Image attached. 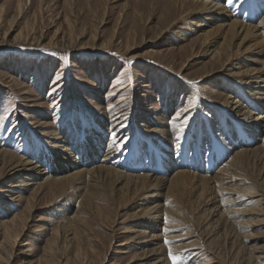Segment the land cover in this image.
Wrapping results in <instances>:
<instances>
[{
    "label": "rangeland",
    "instance_id": "1",
    "mask_svg": "<svg viewBox=\"0 0 264 264\" xmlns=\"http://www.w3.org/2000/svg\"><path fill=\"white\" fill-rule=\"evenodd\" d=\"M234 1L243 6L249 0ZM169 5L170 0H0V146L46 169L38 153V142L50 146L56 136H61L72 145L79 142L83 148L84 141L97 139L96 135L102 133L104 156L129 157L137 145L133 128L139 125L146 133L155 128L139 111L152 116L159 110L167 113L175 137L171 148L175 161L185 159V153L178 149L190 132L198 135L202 150L193 152L194 155L205 160L212 156L214 146L207 133L208 122H216L215 113L224 110L215 83L230 74L229 66L215 64L211 57H205L196 43L197 35L188 31L192 28L189 21H178L182 16H175ZM15 16L19 17L15 20ZM35 35H42V42L33 40ZM204 74L207 77L202 80ZM168 96L178 101L173 109L164 104ZM200 110L204 113L203 125L197 117ZM101 113L108 114L115 128L105 132L97 129L98 122H104L100 120ZM46 122L52 125L45 127ZM217 134L219 138L220 132ZM235 134L231 129L223 140L229 144L237 138ZM140 147L141 158L148 146ZM156 154L154 149L150 158ZM104 156L100 148L91 159L103 160ZM212 164L216 168L220 160L217 165ZM151 166L158 169L160 163L155 159ZM3 187L0 181V223H12V227L9 232L0 228V264H129L135 250L125 245L132 234L122 233L127 212L117 219L118 237L114 239L107 228L87 217L92 232H84L82 240L85 250L95 253L91 263L81 262L76 258L78 244L71 233L66 229L57 233L59 220L55 219L53 206H46V192H40L34 210L29 213L26 201L31 192L14 201L10 193L2 192ZM101 205L115 215L113 210L105 209L106 204ZM262 208L256 207L252 214L248 211L249 214L236 219L235 228L245 247L264 243V211H259ZM41 215L44 224L39 222ZM53 240L55 244L50 243ZM107 241H111L109 249ZM149 246L152 249L156 245L152 242ZM259 252L253 256L257 257ZM201 256L205 263L216 262L205 250ZM169 262L192 263L173 257Z\"/></svg>",
    "mask_w": 264,
    "mask_h": 264
},
{
    "label": "bare ground",
    "instance_id": "2",
    "mask_svg": "<svg viewBox=\"0 0 264 264\" xmlns=\"http://www.w3.org/2000/svg\"><path fill=\"white\" fill-rule=\"evenodd\" d=\"M170 2L175 16H182L178 21H189L192 28L188 31L197 35L196 43L205 52V57H211L215 64L229 66L230 74L215 83L216 95L223 101L220 106L224 110L215 113L216 122L209 123L206 119L207 133L214 146L213 155L207 156L206 160L201 155H194L202 150L198 135L190 132L178 149L185 153V159L175 161L171 149L175 137L170 131L167 113L157 110L150 116L139 111L155 128L152 133H146L135 125L133 132L137 145L129 157L104 156L102 133L92 140L95 142L84 141L83 148L79 142L72 145L61 136H56L50 146L38 142V153L42 155L46 169L32 159L22 158L0 146L2 192L10 193L14 201H20L21 194L31 192V198L25 199L29 213L34 210L40 192H46V206H53V213L57 214L55 219L59 220L57 233L59 229L71 233L78 244L76 258L81 262L91 263L95 253L89 254L82 240L84 232H92L87 217L107 228L114 239L118 237L117 219L127 212L122 233L132 234L125 245H131L135 250L129 264H169L170 257L185 258L191 264H213L203 261L201 252L204 250L213 256L215 264H264V243L243 246L235 228L240 215L264 206V0H249L243 6L234 0ZM33 40L42 42L43 36L35 35ZM206 77L202 75V80ZM164 104L167 109L171 106L173 109L178 101L168 96ZM105 113L100 114V120L107 125L104 122L97 125L101 132L115 128ZM83 117L86 124L87 118ZM197 117L203 125L202 110ZM50 125V122L44 124L45 127ZM231 129L235 130L237 138L228 144L223 139ZM218 131L220 136L216 138ZM156 141L159 142L154 144ZM143 144H147L148 152L140 158ZM233 144L236 146L232 147ZM70 148L77 150L74 153L78 158ZM100 148L104 159H91ZM154 149L157 154L151 159ZM229 154V160L222 165ZM155 159L160 163L158 169L151 166ZM218 160L220 164L216 169L212 162L217 165ZM101 204H106L105 209L113 210L115 215L104 210ZM241 205L245 207H238ZM250 206L251 210H248ZM262 209L259 211L263 213ZM38 218L44 224L43 215ZM11 224L0 223V228L9 232ZM143 239L145 241L140 245L135 244ZM247 241L250 243V238ZM152 242L156 246L149 249ZM107 243L109 249L111 241ZM140 249L143 250L139 254ZM122 250L119 251L121 254ZM258 251V256L254 257ZM153 256L155 258L151 259Z\"/></svg>",
    "mask_w": 264,
    "mask_h": 264
},
{
    "label": "snow or ice",
    "instance_id": "3",
    "mask_svg": "<svg viewBox=\"0 0 264 264\" xmlns=\"http://www.w3.org/2000/svg\"><path fill=\"white\" fill-rule=\"evenodd\" d=\"M229 2H231V0H229ZM173 259H175V258L173 257Z\"/></svg>",
    "mask_w": 264,
    "mask_h": 264
}]
</instances>
